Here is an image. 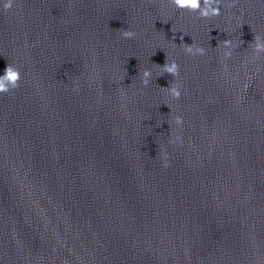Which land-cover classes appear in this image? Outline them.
Returning <instances> with one entry per match:
<instances>
[{"label": "clouds", "instance_id": "1", "mask_svg": "<svg viewBox=\"0 0 264 264\" xmlns=\"http://www.w3.org/2000/svg\"><path fill=\"white\" fill-rule=\"evenodd\" d=\"M239 0H229L228 3H224V0H168V4L173 6L176 9L181 11H187L189 13H194L198 18L203 20H210L214 17H219L221 15V6L226 8H234L238 4ZM16 5V0H3L2 8L4 12H9ZM121 36L124 39H134L136 37V33L130 29H122ZM183 39V37H181ZM239 44H234L231 39L222 40L219 42V48L226 49L223 52V61H227L231 59L233 54V49L238 47ZM183 52L186 55H200L204 56L206 54V49L203 47L197 46L194 42L192 44H182L181 45ZM249 48L252 50V58L254 60H259L264 58V36L260 34H254V40L249 44ZM156 53H154L155 55ZM161 68L162 75L164 73L169 74L171 77L177 78L180 75V66L174 60H169L167 54L165 53V62L161 66L157 63H154ZM225 67H227L226 63H223ZM141 83L147 87L151 81L152 72L150 69L143 70L140 73ZM22 72L21 69L13 64L8 63L4 74L0 75V95L9 94L10 92L16 90L20 86V81L22 80ZM165 89L168 95L173 100H178L181 96V85L178 82H174L167 87H161ZM168 106V105H167ZM170 108V106H168ZM171 109V108H170ZM172 122L179 127L183 125V116L175 115L172 118ZM171 127V125H169ZM170 143L181 142L182 136L175 135L174 138H170ZM169 166L168 160L165 157L163 161V167L167 168Z\"/></svg>", "mask_w": 264, "mask_h": 264}]
</instances>
